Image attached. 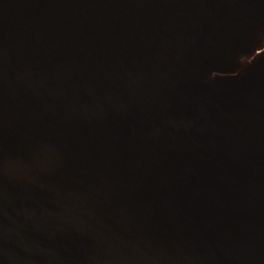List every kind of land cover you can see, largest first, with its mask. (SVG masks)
<instances>
[{"label":"water","instance_id":"water-1","mask_svg":"<svg viewBox=\"0 0 264 264\" xmlns=\"http://www.w3.org/2000/svg\"><path fill=\"white\" fill-rule=\"evenodd\" d=\"M0 264H264V0H0Z\"/></svg>","mask_w":264,"mask_h":264},{"label":"bare ground","instance_id":"bare-ground-1","mask_svg":"<svg viewBox=\"0 0 264 264\" xmlns=\"http://www.w3.org/2000/svg\"><path fill=\"white\" fill-rule=\"evenodd\" d=\"M257 52H258V51H257ZM257 52H255V53H257ZM243 59H245V60H249V57H244V56L240 57V61H244Z\"/></svg>","mask_w":264,"mask_h":264}]
</instances>
